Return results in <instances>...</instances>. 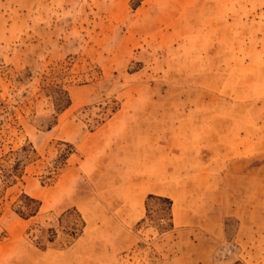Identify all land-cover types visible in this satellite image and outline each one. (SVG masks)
<instances>
[{"label":"rangeland","instance_id":"rangeland-1","mask_svg":"<svg viewBox=\"0 0 264 264\" xmlns=\"http://www.w3.org/2000/svg\"><path fill=\"white\" fill-rule=\"evenodd\" d=\"M0 104V264H264V0H0Z\"/></svg>","mask_w":264,"mask_h":264},{"label":"trees","instance_id":"trees-1","mask_svg":"<svg viewBox=\"0 0 264 264\" xmlns=\"http://www.w3.org/2000/svg\"><path fill=\"white\" fill-rule=\"evenodd\" d=\"M68 107L67 100L65 99L63 101V104L61 108L66 109ZM52 125H48L47 128H49ZM70 146H68L69 148ZM71 149V148H70ZM73 152L70 150L65 155L59 156L55 161L60 162L63 161L61 164V168L64 166V161L67 157H69ZM63 158H65L63 160ZM24 203L27 205L23 206V209L27 211L25 214L22 210L17 209L13 211L14 215L20 219L21 221H27L28 219L34 217L39 209V202L36 200L30 199L26 196H22ZM156 202L157 204L161 205L163 207V215L165 216L166 221V227L168 228L163 233L170 232L172 230V224H171V201L167 198L158 197V196H152L147 195L144 199V208L146 204L149 202ZM66 218V224L64 226L59 227V232L63 236L62 244L64 248L69 247L73 242H75L82 234V231L84 229V222L80 218V216L76 213L74 209H70L65 211L63 214H61L60 218ZM56 230L53 228H46L41 230V232L38 233L37 239L39 241H42L44 246L38 247V250L43 251L46 249L47 245L52 244L55 241L56 238ZM37 246V244H36Z\"/></svg>","mask_w":264,"mask_h":264},{"label":"crops","instance_id":"crops-1","mask_svg":"<svg viewBox=\"0 0 264 264\" xmlns=\"http://www.w3.org/2000/svg\"><path fill=\"white\" fill-rule=\"evenodd\" d=\"M260 122H261L260 124H262V123L264 124V119L260 120ZM240 123H241V120L235 114L232 115L231 117H229L228 121H226L225 118H222V121L220 122V125L226 126V127H227V125H231L232 129L230 130V132H231L230 136H228V135L225 136V133L218 134L217 142H218V144H220V143L222 144V147L220 145L217 146L218 157L224 158L226 155H232L234 157L241 156V155L247 156V155H253V154L257 153V151H255V149H256V140L258 139L256 134L253 135V136L249 135L247 137V139H243L244 146L242 144H236L235 143L236 141H240L241 140L239 138L240 137L239 136V132L236 129L237 125L240 124ZM259 139H260V141H263L264 140V136L261 135L259 137ZM225 140L226 141L229 140V141H231V143H229L227 146H225V143H226ZM240 147H241V150H240ZM184 156H186V155H184ZM218 165H219V163H218ZM217 172H218V174H217L218 181L219 182L221 181L220 184L222 185V187L226 186V187L235 188L239 184V180H236L235 178H232L231 181L228 180V178L225 180V173L228 172V171L226 170V165L223 162L218 167ZM218 181H217V183H218ZM139 196H140V198H139L140 200H138V202L136 204V209H132V211L134 212V215H136V214L139 215L140 207L142 208V200L144 198V194L143 195L140 194ZM152 196H154V195H152ZM218 203H220V205L222 203V205H223V204L226 203V200L225 199L224 200H218ZM224 210H225V208H224ZM223 215L225 216L226 214L223 213ZM186 218L189 219L188 214H186Z\"/></svg>","mask_w":264,"mask_h":264},{"label":"built area","instance_id":"built-area-1","mask_svg":"<svg viewBox=\"0 0 264 264\" xmlns=\"http://www.w3.org/2000/svg\"><path fill=\"white\" fill-rule=\"evenodd\" d=\"M0 113H1V104H0Z\"/></svg>","mask_w":264,"mask_h":264}]
</instances>
